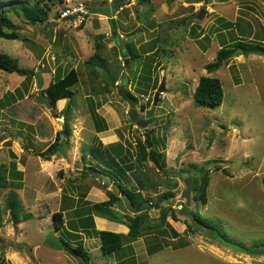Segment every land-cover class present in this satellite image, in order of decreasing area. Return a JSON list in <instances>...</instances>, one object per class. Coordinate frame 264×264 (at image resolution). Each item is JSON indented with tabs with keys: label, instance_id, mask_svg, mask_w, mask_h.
<instances>
[{
	"label": "rangeland",
	"instance_id": "rangeland-1",
	"mask_svg": "<svg viewBox=\"0 0 264 264\" xmlns=\"http://www.w3.org/2000/svg\"><path fill=\"white\" fill-rule=\"evenodd\" d=\"M114 1L50 3L49 20L44 24L33 25L22 15L10 13L20 38L0 39V52L36 75L26 77L0 70V100H10L9 106L0 109V166L7 167L8 180L22 182L15 191L23 212L31 219L14 225L10 213L5 212L12 189L0 188V207L4 209L0 264H83L68 251L50 245L51 240L61 237L73 245L84 241L91 264H113L125 258L134 264H264V256L246 252L264 245V64L256 60L264 56H246L237 50L217 72L208 74L206 70L222 47L238 40H264L259 25L255 39L251 28L264 19L263 0H203L192 4L187 0H149L145 4L122 0L124 6L118 11ZM79 4L86 14L74 19L61 17L67 8ZM111 19L117 22L116 33ZM131 48L137 58H133ZM97 54L106 61V69L97 68L93 76L86 63ZM71 69L80 76L72 88L74 97L47 108L38 100L37 81L43 80L46 95L49 84ZM203 76L221 80V106L196 104L194 93ZM114 80L115 84L111 82ZM108 83L124 86L137 98L136 112L142 119H148L163 83L165 92L154 122L147 129L138 128L130 119L127 101L117 91L105 90ZM146 132L161 171L150 157L147 161L138 157L137 141L146 143ZM95 136L115 152L126 148L129 164L157 183L156 189L143 192L152 208L130 212L124 201L114 205L125 221L146 212L149 225L161 224L163 208L169 205L178 215L175 221L169 214L166 224L154 231L148 229L136 242L110 256H103L93 228L85 230L78 223L81 216H88L91 205L108 201L111 191L94 171L86 169L95 162L82 159ZM54 143L60 144V151L50 161L43 160L40 154ZM201 168L210 174L208 203L198 205L192 192L187 208L220 226L237 244L236 249L196 229L188 216L179 213L181 204L186 205L182 198L185 181L201 175ZM83 172L86 177H82ZM134 185V181L129 184ZM166 192L175 193V197L156 208L158 196ZM57 212L65 219L60 231L54 226L53 214ZM95 219L96 230L129 232L127 226V230H118L122 225ZM73 227L79 239L66 232H76ZM155 237L161 238L158 252L150 251ZM240 246L245 250L238 251Z\"/></svg>",
	"mask_w": 264,
	"mask_h": 264
},
{
	"label": "trees",
	"instance_id": "trees-1",
	"mask_svg": "<svg viewBox=\"0 0 264 264\" xmlns=\"http://www.w3.org/2000/svg\"><path fill=\"white\" fill-rule=\"evenodd\" d=\"M65 0H0V39L6 40H18L20 36L16 31V26L10 18V13L15 12L18 16H23L30 24H44L49 20L50 15V3L63 4ZM141 4H145L149 0H137ZM220 2H226L228 0H219ZM209 1H207L208 3ZM114 4L116 5L115 11H118L119 8L124 6V2L121 0H115ZM74 19V17H71ZM112 31L117 32V22L114 19H111ZM241 49L243 55L249 56L251 54H256L264 56V43H248L245 41L238 40L232 46L222 47L217 55L214 62L209 63L206 66L208 74L217 72L234 54L237 50ZM133 54V58H137L136 50L133 48L130 49ZM87 66L90 69V73L95 76L97 68L106 69V61L100 57V55H94L89 61H87ZM0 70L7 73H17L21 76L33 77L36 75L34 70L21 68L16 59H13L6 53L0 52ZM79 72L75 69H71L68 73L63 76L59 74L56 77V80L51 82L45 93L50 97L53 105L58 101L72 99L74 97L73 87L79 83ZM115 84L116 80L111 81ZM142 85V81L140 82ZM107 92H110V84L105 88ZM142 94H145V91H141ZM130 95L137 100L135 96L131 93ZM194 100L196 104L200 107L208 108H217L222 105L224 101V89L223 84L219 78L211 76H203L200 78L197 88L194 93ZM10 105V100H0V109H5ZM143 110L146 109L145 106L142 107ZM67 121L70 120V115L66 116ZM65 134L69 136L70 130L69 127H65ZM93 144L89 147L87 152L83 153V161H87V158L92 159L95 162L94 165H88L86 169L92 170L95 173L100 171L109 175L113 182L117 184L123 193L128 195L132 204L136 208L146 202L143 192L156 189L157 183L153 181L147 174L143 171H137L133 168L130 163V158L128 156V151L126 148H123L117 152L113 151L111 146H106L98 136H95L93 139ZM138 142V152L139 159L142 161H147L149 158L148 146L147 143H142L140 140ZM60 144H52L45 152L41 153L40 156L45 161H50L51 157L56 155L60 151ZM91 162V160H90ZM201 175L196 177H190V180L193 183V193L194 201L198 205H207L208 203V190L210 186V174L206 169L198 170ZM18 172V171H17ZM8 169L5 166H0V188L9 189L12 191L9 194L7 203L5 206V212H9L11 215V222L14 225H19L24 221L31 219V215H27L23 212V204L20 201L18 193L15 191L18 188H21L22 182L15 184L13 181L8 180L7 178ZM87 173L83 172L82 177H86ZM21 180V179H20ZM134 181L136 185L129 186L130 183ZM109 200L101 203L91 205L87 211L88 216H81L78 220L81 228L85 230L92 229L93 235L100 240V249L103 256H110L115 253L121 252L126 245L134 243L138 240L141 234L145 231L155 230L166 224V219L169 214L171 217L178 221V215L172 205H169L167 209L163 208L162 217L160 219L161 224L151 226L147 222V214L141 213L136 215V217L129 219L128 221L124 220V217L119 215L118 211L114 208V205L121 203L123 205V200L116 196L113 191L108 192ZM175 197V193L166 192L158 196V203L156 208H161L164 201H169ZM151 202V201H150ZM182 208L179 213H183L188 216L196 226V229L205 230L208 235L228 247L236 249L234 244L230 241L228 234L217 224H215L209 218H205L200 214L192 213L185 204H181ZM3 210L0 207V227L3 226ZM100 217L107 219L111 222L118 223L120 225H125L129 228L128 234L116 233L111 231H99L95 229L94 217ZM54 226L57 230H62L65 227V219L62 212H57L53 214ZM104 223L102 222V225ZM76 232L67 230L69 234H75V237L79 239L78 231L73 227ZM80 229V228H79ZM103 229V228H102ZM125 230V228H122ZM161 238L155 237L154 246L150 248V251L158 252L162 249L160 243ZM50 245L58 250H66L72 256L78 258L83 264H91L92 257L90 253L86 250L84 241L80 240L78 244L73 245L70 240H65L63 237L61 239L51 240ZM245 250L243 246H240L238 251ZM132 261L124 260L115 262L113 264H129ZM110 264V263H104Z\"/></svg>",
	"mask_w": 264,
	"mask_h": 264
},
{
	"label": "water",
	"instance_id": "water-1",
	"mask_svg": "<svg viewBox=\"0 0 264 264\" xmlns=\"http://www.w3.org/2000/svg\"><path fill=\"white\" fill-rule=\"evenodd\" d=\"M201 1L203 0H187V3L192 4L193 2H201ZM83 26L84 24L82 25V27ZM239 51H241V49H239ZM128 56L129 55H124V57H128ZM37 85L39 89L38 100L41 103L45 104L47 108L49 109L52 108L53 103L50 97L45 95L43 92V80L41 78L37 81ZM110 90L117 91L119 96L122 99L127 101V103L130 106V119L136 123L137 127L142 128V129H147L148 126L154 122L155 111H156L160 96L163 94V92H165V87H164V84L162 83L161 86L158 88V91L156 92L155 97H154L152 107L148 114V119H142L139 117V115L136 112L137 101L128 94L124 86H120L119 88L110 86ZM146 136H147L146 143H147L148 148L150 149L149 151L150 159L154 163V165L158 168V170L161 171L162 170L161 163L158 158L157 152L153 149V144L150 142L148 132H146ZM95 174L102 180L103 185L105 187L109 188L111 191H113L116 194L117 197L121 198L124 201L126 208L130 212L135 211L136 208L132 204L128 195L122 192L121 188L113 182L112 178L109 175H106L105 173H102L100 171H97ZM185 182H186L187 188L182 193V198L186 199V206H189L192 201L193 183L190 179L186 180ZM148 208H152V205L148 202H144L139 207V210L143 211L144 209H148ZM246 252L250 253L251 255H255V256H264V245L255 247L251 250H247Z\"/></svg>",
	"mask_w": 264,
	"mask_h": 264
},
{
	"label": "built area",
	"instance_id": "built-area-1",
	"mask_svg": "<svg viewBox=\"0 0 264 264\" xmlns=\"http://www.w3.org/2000/svg\"><path fill=\"white\" fill-rule=\"evenodd\" d=\"M84 8L85 7L82 4H79L73 8L69 7L65 11H63L61 17L63 18L81 17L83 14L87 13V11Z\"/></svg>",
	"mask_w": 264,
	"mask_h": 264
},
{
	"label": "crops",
	"instance_id": "crops-1",
	"mask_svg": "<svg viewBox=\"0 0 264 264\" xmlns=\"http://www.w3.org/2000/svg\"><path fill=\"white\" fill-rule=\"evenodd\" d=\"M262 3L264 4V0L262 1ZM256 17H258V15H255ZM260 22H261V24L260 23H258V24H254L253 25V27H251L253 30L252 31H254L255 32V34H254V32H252L253 34H254V36H253V39H255V35L257 34L256 33V26L257 25H259L260 26V29H261V31H263L264 32V28H263V26H264V19H260ZM263 28V29H262ZM264 37V36H263ZM261 42V41H260ZM262 42L264 43V40H262ZM256 60H258V61H261V63L262 64H264V57H259V58H256ZM100 219V217H97L96 216V221L95 222H98V220ZM119 229L118 230H120V228H126V226H124V225H122V227H118ZM126 230H127V228H126ZM117 262V261H116Z\"/></svg>",
	"mask_w": 264,
	"mask_h": 264
},
{
	"label": "flooded vegetation",
	"instance_id": "flooded-vegetation-1",
	"mask_svg": "<svg viewBox=\"0 0 264 264\" xmlns=\"http://www.w3.org/2000/svg\"><path fill=\"white\" fill-rule=\"evenodd\" d=\"M119 38V37H118ZM118 40V39H117ZM128 92V91H127ZM128 94L130 95V93L128 92ZM131 96V95H130ZM132 97V96H131ZM126 101V100H125ZM150 157V156H149Z\"/></svg>",
	"mask_w": 264,
	"mask_h": 264
},
{
	"label": "clouds",
	"instance_id": "clouds-1",
	"mask_svg": "<svg viewBox=\"0 0 264 264\" xmlns=\"http://www.w3.org/2000/svg\"><path fill=\"white\" fill-rule=\"evenodd\" d=\"M74 18H75V17H74ZM69 19H71V17H70Z\"/></svg>",
	"mask_w": 264,
	"mask_h": 264
}]
</instances>
